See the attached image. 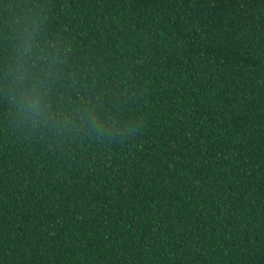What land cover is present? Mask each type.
<instances>
[{
  "label": "trees",
  "instance_id": "16d2710c",
  "mask_svg": "<svg viewBox=\"0 0 264 264\" xmlns=\"http://www.w3.org/2000/svg\"><path fill=\"white\" fill-rule=\"evenodd\" d=\"M0 264H264V0H0Z\"/></svg>",
  "mask_w": 264,
  "mask_h": 264
},
{
  "label": "clouds",
  "instance_id": "9594fccd",
  "mask_svg": "<svg viewBox=\"0 0 264 264\" xmlns=\"http://www.w3.org/2000/svg\"><path fill=\"white\" fill-rule=\"evenodd\" d=\"M32 41L33 37L31 34H26L23 38V51L20 53L21 59L14 69L15 76L12 81L17 86L11 93V100L21 115L25 117L30 115L36 122L44 125L56 123L57 127H59L60 122L53 121L46 114L48 105L45 104L47 89L54 79L51 71L53 65L47 59L41 60L40 75L35 74L37 71L35 62H32L28 68L25 67V59L30 58L32 54ZM78 119L90 131L94 132L98 138L103 137L107 132L105 125L91 109L85 108L79 113Z\"/></svg>",
  "mask_w": 264,
  "mask_h": 264
}]
</instances>
